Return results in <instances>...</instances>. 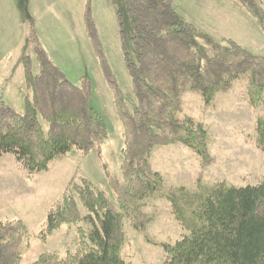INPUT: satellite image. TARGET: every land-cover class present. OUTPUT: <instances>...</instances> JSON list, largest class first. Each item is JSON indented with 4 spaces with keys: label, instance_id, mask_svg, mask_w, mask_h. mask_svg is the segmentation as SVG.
Segmentation results:
<instances>
[{
    "label": "trees",
    "instance_id": "16d2710c",
    "mask_svg": "<svg viewBox=\"0 0 264 264\" xmlns=\"http://www.w3.org/2000/svg\"><path fill=\"white\" fill-rule=\"evenodd\" d=\"M239 1L264 31V14L256 2ZM175 2L125 0V13H117L120 34L125 18L132 30L131 46L122 47L133 96L128 102L106 59L88 0L87 31L123 126L122 177L112 183L119 211L88 179L70 184L37 238L46 242L63 225H73L78 248L63 257L55 252L41 256L33 264H129L121 256L125 221L129 218L133 229L144 233L154 220L144 212L150 199L167 201L175 219L188 230L174 245H162L163 264H264V180L245 187L204 186L203 173L214 163L208 131L201 121L179 117L187 89L198 93L209 107L218 93H227L243 78L248 80L253 109H264V57L231 40L222 46L205 36L215 55L202 61L193 47L196 31L178 15ZM28 42L38 71L30 56L22 58L27 91L23 113L0 98V156L14 155L33 177L74 150L88 152L102 144L109 132L91 106L90 78L82 77L74 85L50 59L34 30ZM255 131L256 145L264 154V115L256 119ZM176 144L199 158L195 193L167 187L161 173L152 170L153 150ZM27 238L21 220L0 223V264H20Z\"/></svg>",
    "mask_w": 264,
    "mask_h": 264
},
{
    "label": "rangeland",
    "instance_id": "374dc122",
    "mask_svg": "<svg viewBox=\"0 0 264 264\" xmlns=\"http://www.w3.org/2000/svg\"><path fill=\"white\" fill-rule=\"evenodd\" d=\"M254 1L264 14V0ZM11 3L0 13L1 23L11 20L6 30L0 27V55L10 54L8 69L10 75L14 72V78L0 85V98L17 112H24L22 97L27 91L21 60L30 56L38 71L28 42L29 32L34 30L43 49L71 83L79 85L82 77L90 78L91 106L109 132L102 144L88 152L74 150L51 162L48 171L33 177H28L14 155L0 156V223L12 220L24 223L28 238L20 264H33L41 256L55 252L63 257L78 248L77 226L73 225H63L46 242L37 238L46 225L49 211L70 184L88 179L106 194L110 207L119 211L112 183L122 177L123 126L116 116L112 93L101 74L87 31L88 0H11ZM90 6L106 59L129 102L133 98L131 80L122 47L131 46L132 30L125 18L120 34L117 18L118 11L125 13V0H91ZM175 10L183 21L194 27L193 47L202 61L215 55L212 43H208L205 36L222 46L231 40L264 57V31L241 1L176 0ZM18 20L24 23L23 30L15 26ZM8 34L13 37L12 42L7 41ZM263 115V108L253 109L250 104L247 78L236 82L227 93H218L209 107L198 93L185 91L179 117L189 116L205 124L208 148L214 158V163L203 173L204 186L225 183L245 187L264 180V154L255 142V122ZM150 164L152 170L161 173L167 187H185L196 192L201 167L198 156L190 148L182 144L156 147ZM80 211L85 213L81 205ZM144 212L154 216L144 233L136 232L130 219H126V241L121 256L129 264H163L162 245H174L188 230L175 219L165 200H147Z\"/></svg>",
    "mask_w": 264,
    "mask_h": 264
},
{
    "label": "crops",
    "instance_id": "0c3cea01",
    "mask_svg": "<svg viewBox=\"0 0 264 264\" xmlns=\"http://www.w3.org/2000/svg\"><path fill=\"white\" fill-rule=\"evenodd\" d=\"M11 4H12L11 0H0V13L5 8H8ZM1 17L2 16L0 15V18ZM10 17H12V15H10ZM7 23L10 24L11 20H8L7 22H4V23L0 22V25H2L0 27H2L3 30H6L7 29ZM15 26L16 27H21L22 30L25 27L24 23H22L19 20L16 21ZM6 38H7L8 42H12V39H13L12 36H9V34H8V36ZM15 38H16V36H15ZM10 61L11 60H10V54L9 53L6 52V53H3V54L0 55V82H1L0 85H2L5 82V80L7 82H10L14 78V72L10 75L11 70L9 72V69H8V64L10 63ZM10 68H12V67H10ZM22 71H23V69H22ZM8 86H10V84H8Z\"/></svg>",
    "mask_w": 264,
    "mask_h": 264
}]
</instances>
